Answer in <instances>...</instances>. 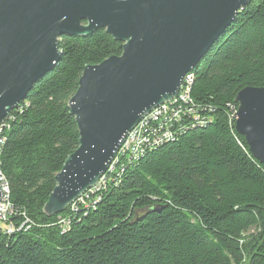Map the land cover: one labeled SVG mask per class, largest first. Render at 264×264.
<instances>
[{
	"label": "trees",
	"instance_id": "obj_1",
	"mask_svg": "<svg viewBox=\"0 0 264 264\" xmlns=\"http://www.w3.org/2000/svg\"><path fill=\"white\" fill-rule=\"evenodd\" d=\"M58 44L54 71L0 123L13 227L0 264H264V165L234 119L238 94L264 88V0H250L189 73L172 137L160 140L163 119L149 117L100 184L49 217L55 178L78 148L69 103L83 71L123 52L105 30Z\"/></svg>",
	"mask_w": 264,
	"mask_h": 264
},
{
	"label": "water",
	"instance_id": "obj_2",
	"mask_svg": "<svg viewBox=\"0 0 264 264\" xmlns=\"http://www.w3.org/2000/svg\"><path fill=\"white\" fill-rule=\"evenodd\" d=\"M249 1L0 0V123L54 71L62 57L59 39L105 30L123 43L121 56L83 71L69 103L78 148L55 178L43 209L47 216L62 213L98 185L128 135L178 97L186 75ZM236 103V131L264 165V88L243 89Z\"/></svg>",
	"mask_w": 264,
	"mask_h": 264
},
{
	"label": "built area",
	"instance_id": "obj_3",
	"mask_svg": "<svg viewBox=\"0 0 264 264\" xmlns=\"http://www.w3.org/2000/svg\"><path fill=\"white\" fill-rule=\"evenodd\" d=\"M189 99H187L186 96L182 97V102L190 105V102L188 101ZM183 110L179 107H173V100L162 106V112H155L152 111L148 116H146L140 123H142L143 121H145L146 119H148V117L152 116V115H160L162 116L163 119V124H164V132L163 135L160 136V139L163 138L164 136H170L171 133L174 132L173 129V122H175V120H182V115L180 113V111ZM196 107L193 105V109L190 108L188 109V111L184 110V117L188 116L189 114H193L195 113ZM178 112L180 114H178ZM4 127H2V129H0V135L3 134L4 131ZM136 133H139V131H136ZM133 135V134H132ZM132 135H129L124 143H129L132 142ZM144 142H148L147 140H145ZM137 143V142H136ZM0 146H1V137H0ZM134 151V150H133ZM1 152V151H0ZM12 213V206L10 204L9 201L5 200L4 197H2V203H1V210H0V223L4 224L6 226L5 231H2V233H6L9 232V230H12L13 227L12 226H8V220H9V216Z\"/></svg>",
	"mask_w": 264,
	"mask_h": 264
},
{
	"label": "bare ground",
	"instance_id": "obj_4",
	"mask_svg": "<svg viewBox=\"0 0 264 264\" xmlns=\"http://www.w3.org/2000/svg\"><path fill=\"white\" fill-rule=\"evenodd\" d=\"M185 83L186 84H190V76H189V74L188 75H186V77L184 78V81H183V84H182V87H181V89H180V92H179V94H178V97H181L180 99L177 97V98H175L174 100H173V106L174 105H176L177 103H178V100H180V102L182 101V97H184V96H186L187 97V99H189V96H188V93H189V90L187 89V90H184L183 92H182V94L180 95V93H181V90L182 89H184L185 88ZM179 102V103H180ZM155 112H162V106L161 107H159V108H157V109H155ZM151 117V119L153 118L154 120H160L161 118H162V116H160V115H152V116H150ZM149 118V117H148ZM153 120V121H154ZM160 123V122H159ZM140 124H142V123H139L138 124V126L136 127V128H134V130L129 134V135H132V142H129V143H124L123 144V146L121 147V149L119 150V152H118V154H117V156L123 151V150H125V152L126 151H128L131 147H134L135 145H136V142H138V141H141V138L139 137V133H136V131H140ZM144 126V125H143ZM140 127V128H139ZM0 129H2V127L0 126ZM128 135V136H129ZM172 137V134L170 135V136H164L163 138H161L160 140H162V139H164L165 141L166 140H168V139H170ZM159 140V141H160ZM3 141V139H2V135H1V142ZM162 143V142H161ZM117 156H116V158H115V160L117 159ZM114 160V161H115ZM114 161H113V163H114ZM112 163V164H113ZM110 168V167H109ZM109 170V169H108ZM107 173V172H106ZM104 177V176H103ZM103 177L100 179V181L103 179ZM100 181H99V183L98 184H100ZM0 188H1V192H2V197H4L5 198V200H7V201H9V187H8V185H7V183L2 179V177H1V173H0ZM2 197H1V201H0V210H1V203H2ZM10 231V230H9Z\"/></svg>",
	"mask_w": 264,
	"mask_h": 264
},
{
	"label": "rangeland",
	"instance_id": "obj_5",
	"mask_svg": "<svg viewBox=\"0 0 264 264\" xmlns=\"http://www.w3.org/2000/svg\"><path fill=\"white\" fill-rule=\"evenodd\" d=\"M5 229H6V226L4 224L0 223V230L5 231Z\"/></svg>",
	"mask_w": 264,
	"mask_h": 264
}]
</instances>
